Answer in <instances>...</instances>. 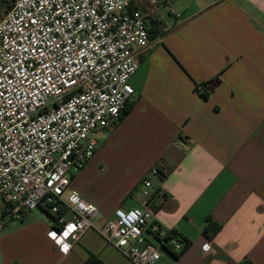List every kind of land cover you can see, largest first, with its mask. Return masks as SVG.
Masks as SVG:
<instances>
[{"label": "crops", "instance_id": "crops-1", "mask_svg": "<svg viewBox=\"0 0 264 264\" xmlns=\"http://www.w3.org/2000/svg\"><path fill=\"white\" fill-rule=\"evenodd\" d=\"M151 1H133L151 12L153 43L130 79L133 109L98 136L69 186L97 207L95 228L65 255L48 236L60 225L44 210L21 221L0 211V264H132L97 229L117 208L142 204L144 178L165 194L150 199L161 231L190 241L178 258L160 249L156 264H264V0ZM216 79L207 100L196 93ZM136 158L141 178L108 196L103 176ZM157 165L164 176L152 174Z\"/></svg>", "mask_w": 264, "mask_h": 264}, {"label": "built area", "instance_id": "built-area-1", "mask_svg": "<svg viewBox=\"0 0 264 264\" xmlns=\"http://www.w3.org/2000/svg\"><path fill=\"white\" fill-rule=\"evenodd\" d=\"M2 1V0H0ZM134 0H11L0 16V195L11 221L50 205L58 229L48 236L68 255L99 215L93 202L70 191L72 176L116 127L135 95L130 79L152 46L151 12ZM162 0H152L158 7ZM180 19L182 15L170 10ZM171 31L161 30L159 38ZM155 176L166 171L157 165ZM138 207H119L97 229L132 264H156L167 237L150 199L165 196L140 183ZM168 245L181 252L177 238ZM67 250L65 251V247Z\"/></svg>", "mask_w": 264, "mask_h": 264}, {"label": "trees", "instance_id": "trees-1", "mask_svg": "<svg viewBox=\"0 0 264 264\" xmlns=\"http://www.w3.org/2000/svg\"><path fill=\"white\" fill-rule=\"evenodd\" d=\"M7 1L10 3L11 0H7ZM1 2L2 1H0V3ZM2 13H0V16L2 15ZM220 81L221 80L216 79V80L208 81L207 83L204 82L201 85H196L195 91L201 97H203L204 100H207L210 97V95H211L212 91L214 90V88L219 84ZM132 109H133V105H131V104H127L126 105V107H125V109L123 111V114H122L121 121L132 111ZM39 208H41L42 210H44L46 212V214L50 217V219L52 221H54V223H55V226L54 227L55 228H56V222L59 220L58 218H60L61 216H63L64 215V212H65L64 210H61L59 212L58 217H56V216H53L51 214V212H50L51 206L50 205H43L42 204L41 206H39ZM171 237L172 238L173 237L174 238H177L180 241V243L183 244V249H182L181 253L183 251H185L189 247L190 241L188 239H185L184 237H182L177 232L168 233L167 234V237L160 241V245H161V248L160 249H162V250H164V251H166V252L174 255L175 258H178L179 257V254L173 253V251L171 250L172 248H170L169 245H168V242L171 239Z\"/></svg>", "mask_w": 264, "mask_h": 264}, {"label": "rangeland", "instance_id": "rangeland-1", "mask_svg": "<svg viewBox=\"0 0 264 264\" xmlns=\"http://www.w3.org/2000/svg\"><path fill=\"white\" fill-rule=\"evenodd\" d=\"M7 1V0H6ZM142 176V164L139 158H136L131 162L130 167L127 170H118L115 175L112 177L103 176L102 180H104V190L108 196H112L116 198L119 194H122L124 187L128 183H133L138 181ZM148 177H153L149 174ZM4 204L2 201V197L0 195V211H3Z\"/></svg>", "mask_w": 264, "mask_h": 264}, {"label": "water", "instance_id": "water-1", "mask_svg": "<svg viewBox=\"0 0 264 264\" xmlns=\"http://www.w3.org/2000/svg\"><path fill=\"white\" fill-rule=\"evenodd\" d=\"M9 2L2 0V2L0 3V13L6 11L9 8Z\"/></svg>", "mask_w": 264, "mask_h": 264}, {"label": "snow or ice", "instance_id": "snow-or-ice-1", "mask_svg": "<svg viewBox=\"0 0 264 264\" xmlns=\"http://www.w3.org/2000/svg\"><path fill=\"white\" fill-rule=\"evenodd\" d=\"M65 251L67 250V248L65 247V249H64Z\"/></svg>", "mask_w": 264, "mask_h": 264}, {"label": "clouds", "instance_id": "clouds-1", "mask_svg": "<svg viewBox=\"0 0 264 264\" xmlns=\"http://www.w3.org/2000/svg\"><path fill=\"white\" fill-rule=\"evenodd\" d=\"M66 248H67V246H66Z\"/></svg>", "mask_w": 264, "mask_h": 264}, {"label": "flooded vegetation", "instance_id": "flooded-vegetation-1", "mask_svg": "<svg viewBox=\"0 0 264 264\" xmlns=\"http://www.w3.org/2000/svg\"><path fill=\"white\" fill-rule=\"evenodd\" d=\"M6 1V0H5Z\"/></svg>", "mask_w": 264, "mask_h": 264}]
</instances>
